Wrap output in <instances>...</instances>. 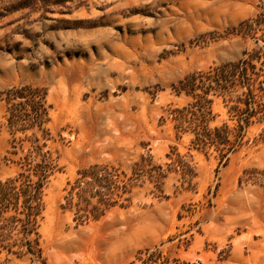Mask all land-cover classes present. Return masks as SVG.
<instances>
[{"label":"rangeland","instance_id":"374dc122","mask_svg":"<svg viewBox=\"0 0 264 264\" xmlns=\"http://www.w3.org/2000/svg\"><path fill=\"white\" fill-rule=\"evenodd\" d=\"M242 59L245 77L178 93ZM194 127L209 147L190 145ZM93 165L106 203L77 188L64 207ZM35 167L37 244L0 247V264H264V0H2L0 181Z\"/></svg>","mask_w":264,"mask_h":264},{"label":"trees","instance_id":"16d2710c","mask_svg":"<svg viewBox=\"0 0 264 264\" xmlns=\"http://www.w3.org/2000/svg\"><path fill=\"white\" fill-rule=\"evenodd\" d=\"M4 1V0H3ZM2 2V0L0 1ZM23 3L12 5L6 11L19 9L24 7ZM250 63L245 59L238 60L232 64H224L217 67L216 76L214 84H208L206 79L210 76L205 72H194L183 80H180V88L178 93L184 91L186 94L199 95L206 93L215 88H221L220 81L223 79L229 82V78L233 77L237 71H241L242 76L245 77V71ZM228 76V77H226ZM232 83V84H231ZM230 86H235V82L230 81ZM199 91L202 93H199ZM195 104H190L189 107H194ZM188 108H183L182 110L174 109L172 112V118L175 121L176 130H183L184 124L186 122L190 123L185 119L182 111ZM205 128V127H204ZM203 128V129H204ZM194 137L190 140V145L196 148L204 149L209 147L213 140L209 137L207 131H198L197 127L193 128ZM214 141H216L217 146L215 147L220 153H228L233 151L236 144H238L237 139L230 140L224 134L223 128H215L213 130ZM38 168L35 167L32 172H20L12 178H7L4 181H0V247L6 249L8 253H14L19 255L22 249L24 252H31L33 243L37 244V239H31L30 235L34 233L36 228V219L41 211V188L47 177L46 172H38ZM104 173L101 172L98 165H93L88 169L80 171V176L74 181L68 195L66 198V204L64 207L72 209L73 192L75 189L79 188L80 191H92L96 188L98 195H100V201L106 203L107 199H104L106 192L111 194L110 190L113 188L111 186L112 180L107 178L106 174L103 179L99 177ZM78 201L74 205L77 209L79 204L84 202L86 205L89 204V200L85 198L79 192H76ZM98 207H94L93 210H97ZM80 208L76 210L78 212ZM91 210V212H93ZM12 211L11 214L5 215V212ZM102 214V211L94 214V217H98Z\"/></svg>","mask_w":264,"mask_h":264}]
</instances>
